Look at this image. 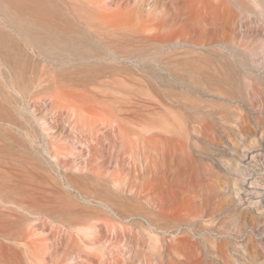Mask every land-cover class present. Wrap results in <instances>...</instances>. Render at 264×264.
I'll use <instances>...</instances> for the list:
<instances>
[{"label":"rangeland","instance_id":"1","mask_svg":"<svg viewBox=\"0 0 264 264\" xmlns=\"http://www.w3.org/2000/svg\"><path fill=\"white\" fill-rule=\"evenodd\" d=\"M98 1L106 55L61 75L115 131L2 69L0 264H264V0Z\"/></svg>","mask_w":264,"mask_h":264},{"label":"bare ground","instance_id":"2","mask_svg":"<svg viewBox=\"0 0 264 264\" xmlns=\"http://www.w3.org/2000/svg\"><path fill=\"white\" fill-rule=\"evenodd\" d=\"M68 1L66 4L73 6L74 11L70 10L72 16L65 19L64 25H60L55 21L61 15L57 9L59 6L56 8L59 0H0V75L3 74V68L10 67L14 72L21 69V76L16 72L14 81L6 85L16 96L26 98L31 87H41L45 92L52 91V94L48 95L52 106L71 110L75 118L84 117L85 121L91 120V124L97 128L103 125L104 128L115 131L113 113L98 102L88 99L84 93L66 88V85L72 86V83L61 75V71L66 69L65 63H76L75 71H88L90 67L85 71L79 70H84L88 63L106 55L87 38L86 32L113 29L110 21L120 11L110 10L98 0ZM28 46L33 54L37 53L44 61L50 63V66H47L49 68H45L48 73L45 80L28 77V73L35 74L30 68L33 67L32 59L25 52ZM52 71L56 74H50ZM37 100L34 99V102ZM250 195L256 198L259 204L263 203L264 186L260 189L253 188Z\"/></svg>","mask_w":264,"mask_h":264}]
</instances>
